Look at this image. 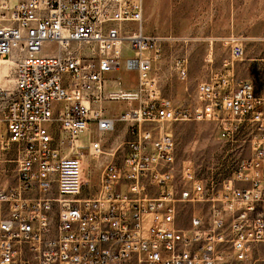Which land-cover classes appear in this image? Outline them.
<instances>
[{"label":"built area","instance_id":"built-area-1","mask_svg":"<svg viewBox=\"0 0 264 264\" xmlns=\"http://www.w3.org/2000/svg\"><path fill=\"white\" fill-rule=\"evenodd\" d=\"M144 7L145 0H0V62L14 65V86L0 79V137L21 148L17 183L0 189V264H225V246L239 261H258L264 97L236 75L242 38L221 39L230 57L220 69L207 58L198 104L177 106L155 72L163 42L176 38L147 34ZM189 61L174 60L182 80ZM123 68L136 89L121 88L124 78L114 74ZM117 100L129 107L112 115L106 104ZM180 121L215 122L227 140L253 124L252 154L220 186L204 183L192 164L179 183L176 142L165 126ZM118 122L131 138L108 153L103 135ZM56 126L65 134L59 142ZM82 148L92 159L110 157L88 196ZM181 203L194 206L188 227L178 223ZM198 203L208 211H197Z\"/></svg>","mask_w":264,"mask_h":264},{"label":"rangeland","instance_id":"rangeland-1","mask_svg":"<svg viewBox=\"0 0 264 264\" xmlns=\"http://www.w3.org/2000/svg\"><path fill=\"white\" fill-rule=\"evenodd\" d=\"M144 30L147 34L176 38L163 42L162 56L156 62L155 72L158 76L162 94L171 99L177 106H196L198 104V85L205 80L209 71L206 60L213 57L215 65L220 69L224 59L230 57L221 39L231 34L242 38L245 48L243 59L235 62V72L239 78L254 83L256 92L264 97V0H145ZM190 37L185 41L181 38ZM213 41V46L211 44ZM212 46V47H211ZM187 55L189 75L180 79L174 68V60L178 56ZM5 70V72H4ZM2 71L1 83L14 86V65L7 64ZM114 76H122L121 88L136 89L137 81H133V73L124 68ZM6 77V78H5ZM7 84H6V83ZM136 106L137 102H133ZM129 107V103L117 100L106 104L110 114L119 115ZM95 129V126L92 125ZM57 142L65 138V134L56 126L53 127ZM165 130L172 132L176 142L175 168L176 178L181 183L183 166L192 164L196 174L206 184L220 186L224 181L233 178L238 165L251 156V138L255 133L253 124L244 123L234 139L221 137L218 125L212 121H180L167 123ZM2 133L5 135V128ZM103 149L112 152L119 141L130 139L127 126L117 123L114 132L103 135ZM81 143L87 144L85 134ZM68 152L67 143L61 144ZM84 155L85 186L83 195L95 194L101 168L110 160L103 155L92 159L88 148L80 149ZM21 148L18 143L7 144L5 136L0 137V189L9 190L17 183L18 160ZM121 157V152L118 154ZM149 195H157L158 191L150 190ZM197 211H208L207 203L195 205ZM194 206L191 203L179 205L178 223L182 227L189 226V219ZM226 248L225 264H264V245L255 251L254 261H239Z\"/></svg>","mask_w":264,"mask_h":264},{"label":"bare ground","instance_id":"bare-ground-1","mask_svg":"<svg viewBox=\"0 0 264 264\" xmlns=\"http://www.w3.org/2000/svg\"><path fill=\"white\" fill-rule=\"evenodd\" d=\"M9 62H6V61H1L0 62V75H2V71L4 70V69H6V67H7V64H8ZM4 72H5V70H4ZM2 78V80L3 81H5L4 79H3V76H1ZM6 78V77H5ZM6 83V82H5ZM7 84V83H6Z\"/></svg>","mask_w":264,"mask_h":264},{"label":"crops","instance_id":"crops-1","mask_svg":"<svg viewBox=\"0 0 264 264\" xmlns=\"http://www.w3.org/2000/svg\"><path fill=\"white\" fill-rule=\"evenodd\" d=\"M124 125H126V124H124Z\"/></svg>","mask_w":264,"mask_h":264}]
</instances>
